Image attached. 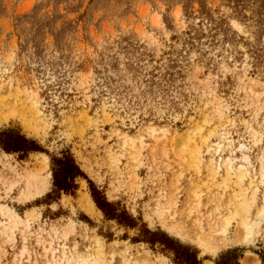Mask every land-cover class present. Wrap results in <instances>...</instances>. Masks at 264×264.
I'll list each match as a JSON object with an SVG mask.
<instances>
[{
  "label": "rangeland",
  "instance_id": "obj_1",
  "mask_svg": "<svg viewBox=\"0 0 264 264\" xmlns=\"http://www.w3.org/2000/svg\"><path fill=\"white\" fill-rule=\"evenodd\" d=\"M10 129L45 153L0 149V264H176L151 234L202 264H262L264 0H0ZM66 151L135 228L106 218L86 180L53 194ZM226 157L252 174L226 177Z\"/></svg>",
  "mask_w": 264,
  "mask_h": 264
},
{
  "label": "trees",
  "instance_id": "obj_2",
  "mask_svg": "<svg viewBox=\"0 0 264 264\" xmlns=\"http://www.w3.org/2000/svg\"><path fill=\"white\" fill-rule=\"evenodd\" d=\"M0 149L7 154H18L21 159H26L32 154L45 153L42 146L34 139L28 138L25 134L16 130H0ZM52 172L54 180L53 194L59 198L62 194L74 196L79 190L78 181L86 180L89 190L97 207L104 213L109 220H116L120 225L127 228H135L137 226L135 219L128 216L126 211L118 212V209L108 202L104 193L90 180L86 173L82 170L75 156L66 151L62 157H52ZM148 234H151L148 232ZM147 243L169 245L176 253L174 262L176 264H202L199 259L198 251L192 248L174 246V244L166 237H159L157 234H151ZM217 264H241L239 257L235 252H227L220 257ZM262 264H264V254L262 255Z\"/></svg>",
  "mask_w": 264,
  "mask_h": 264
},
{
  "label": "bare ground",
  "instance_id": "obj_3",
  "mask_svg": "<svg viewBox=\"0 0 264 264\" xmlns=\"http://www.w3.org/2000/svg\"><path fill=\"white\" fill-rule=\"evenodd\" d=\"M152 132H154V130H152ZM201 138V137H200ZM205 138V137H204ZM203 139V138H202ZM203 143V142H202ZM195 145H197V144H194V146ZM205 146H207V147H209L208 145H205ZM197 147V146H196ZM199 147V146H198ZM210 148V147H209ZM194 152H192L191 153V155L192 156H194L193 158L195 159H198V156L200 157V155H201V151H200V148L199 149H195V150H193ZM195 153V154H194ZM197 155V156H196ZM192 158V159H193ZM193 159V160H194ZM201 160H202V158H201ZM201 160H199V161H201ZM224 160V165L226 166L225 168L227 169V174L229 175H227L226 177H229L230 178V175H233V174H235V175H237V177H238V180L239 179H243V178H246L247 176H250V174H252V173H250V169L247 167V165H242L241 163V165H236V159H234V158H232V157H226V158H224L223 159ZM264 160V159H263ZM195 161V160H194ZM199 161H197V162H199ZM245 162H247V160H245ZM264 162V161H263ZM201 163V162H200ZM247 164H248V162H247ZM211 166H213V167H218L219 166V168L221 167V165H219V164H215L214 162H210V167ZM262 172H261V174H260V179H261V183H262V185L264 184V164L262 163ZM212 168H210L209 169V172H211L210 170H211ZM226 169H225V172H226ZM213 170V169H212ZM214 172H215V170H213ZM212 171V172H213ZM216 173H218L217 172V170H216ZM211 174V173H210ZM224 174H226V173H224ZM213 175V174H212ZM214 175H216L217 176V174H215L214 173ZM219 175V174H218ZM251 178V177H250ZM249 178V179H250ZM231 179V178H230ZM254 179L255 178H251V180H250V184H248L249 185V189L254 185V183H255V181H254ZM258 179V178H257ZM237 180V181H238ZM235 181V180H234ZM227 182V181H226ZM242 182H243V180H242ZM257 182V181H256ZM44 183V182H43ZM231 183V182H230ZM239 183V182H238ZM242 185L243 183H239V185ZM260 184V183H259ZM258 185V184H257ZM46 186V185H45ZM238 186V185H237ZM256 186V185H255ZM241 187V186H240ZM44 188H46V187H44L43 186V189H42V191L41 192H44ZM247 188V187H246ZM256 189H255V192L254 193H256V192H258V190L260 189L259 187H255ZM238 189H239V187H238ZM242 189V188H241ZM243 190V189H242ZM245 190V189H244ZM246 190H248V189H246ZM245 190V191H246ZM242 192V191H241ZM239 193H240V191H239ZM245 193V192H244ZM252 193H253V191H252ZM238 194V193H237ZM240 195V194H239ZM238 195V196H239ZM244 195V194H243ZM242 195V196H243ZM255 196H256V194H255ZM255 196H253V197H255ZM241 197V196H240ZM240 197H238V198H240ZM245 197H246V195H245ZM251 197H252V195H251ZM236 198V197H235ZM243 197H241V199H242ZM263 203H264V199H263ZM195 205V204H194ZM86 209L88 210V212H90L91 213V215H100V210L91 202V203H86ZM258 216H260V218H262V219H264V206L262 207V211H260V213H259V215ZM17 217V216H16ZM13 219H15V218H13ZM245 226H246V223H245ZM247 226H248V224H247ZM224 229L225 228H223V231L222 232H225L224 231ZM252 232V230L251 229H249L248 227H246L245 228V234L247 233V232ZM225 234V233H224ZM246 236L248 237V234H246ZM98 243V242H97ZM100 247V246H99ZM99 249H101V248H99ZM101 251V250H100Z\"/></svg>",
  "mask_w": 264,
  "mask_h": 264
}]
</instances>
